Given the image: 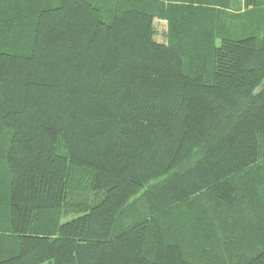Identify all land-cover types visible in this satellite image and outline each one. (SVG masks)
Returning <instances> with one entry per match:
<instances>
[{"label": "trees", "instance_id": "16d2710c", "mask_svg": "<svg viewBox=\"0 0 264 264\" xmlns=\"http://www.w3.org/2000/svg\"><path fill=\"white\" fill-rule=\"evenodd\" d=\"M45 262L264 264V0H0V264Z\"/></svg>", "mask_w": 264, "mask_h": 264}, {"label": "rangeland", "instance_id": "374dc122", "mask_svg": "<svg viewBox=\"0 0 264 264\" xmlns=\"http://www.w3.org/2000/svg\"><path fill=\"white\" fill-rule=\"evenodd\" d=\"M241 2H242V0H241ZM155 29H156L155 39L159 42H165L166 41L165 33L167 30L166 21L156 19L155 20ZM43 264H48V263L45 262Z\"/></svg>", "mask_w": 264, "mask_h": 264}]
</instances>
